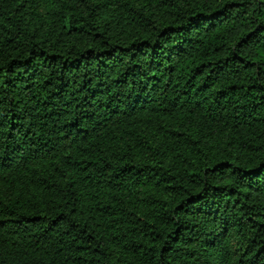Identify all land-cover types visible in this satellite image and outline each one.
Masks as SVG:
<instances>
[{"label":"trees","instance_id":"trees-1","mask_svg":"<svg viewBox=\"0 0 264 264\" xmlns=\"http://www.w3.org/2000/svg\"><path fill=\"white\" fill-rule=\"evenodd\" d=\"M0 264H264V0H0Z\"/></svg>","mask_w":264,"mask_h":264}]
</instances>
